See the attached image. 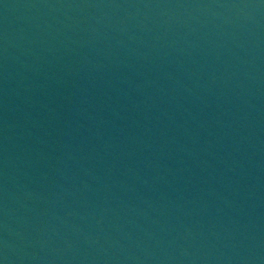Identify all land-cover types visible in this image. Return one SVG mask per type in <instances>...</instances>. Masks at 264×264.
Instances as JSON below:
<instances>
[{"label":"water","instance_id":"water-1","mask_svg":"<svg viewBox=\"0 0 264 264\" xmlns=\"http://www.w3.org/2000/svg\"><path fill=\"white\" fill-rule=\"evenodd\" d=\"M0 264H264V0H0Z\"/></svg>","mask_w":264,"mask_h":264}]
</instances>
